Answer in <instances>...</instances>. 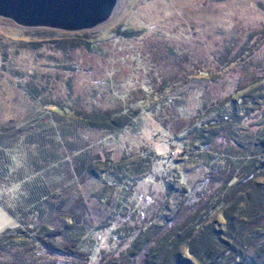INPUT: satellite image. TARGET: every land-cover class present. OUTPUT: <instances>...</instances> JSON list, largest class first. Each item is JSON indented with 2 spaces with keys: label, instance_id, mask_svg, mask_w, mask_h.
<instances>
[{
  "label": "rangeland",
  "instance_id": "374dc122",
  "mask_svg": "<svg viewBox=\"0 0 264 264\" xmlns=\"http://www.w3.org/2000/svg\"><path fill=\"white\" fill-rule=\"evenodd\" d=\"M73 34H88L105 48L101 53H83L81 49L61 56L59 52L63 50L58 45L65 40L72 44ZM113 36L115 39H111ZM213 54L223 57L222 63L217 64ZM139 60H143L140 61L143 73L137 70ZM148 63L159 67L161 84H154L157 93L140 89L145 78L141 75ZM181 66L189 69L181 73ZM200 70H208V76L200 74ZM36 73L44 74L43 84L49 83L45 75L50 82L56 78L59 89L48 94L40 90L37 101L30 103L27 93L32 85L25 86L28 91H21L23 82L16 83L15 79ZM99 80L113 81L117 97L124 101L122 105L130 112L136 111L137 118L123 132L110 137L105 133H90L82 136L83 143H89L91 155L97 161H106L108 155L120 168L143 158L150 165V174L140 172L137 176L134 171L130 174L120 169L119 186L107 189L99 177L84 183L77 180L68 163L52 169L44 173L52 194L42 202L39 226L53 232L64 231L67 219L74 216L71 208L83 201L87 213L79 217L85 237L83 247L86 251L93 249L88 236L96 234L99 247L103 252L107 250L102 256L115 257L123 249L112 251L108 236L95 232L112 217L120 216L123 221L126 212L122 204L131 192L129 201L142 221L150 219L158 225L173 216L185 193L198 190L207 182L211 155L200 149V141L191 133L192 121L170 118L162 107L164 99L178 98L177 103L196 120L200 115L199 98L203 97L207 106L210 102L215 104L204 109L207 115L203 119L212 120L218 113L209 112L215 107L226 115L236 113L237 98L233 95L236 91L244 90L241 94H246L264 89V0H120L108 22L80 33L25 29L0 18V122L13 120L17 127L26 128L44 117L55 122L73 119L53 105L67 106L75 98L86 99L87 92H92ZM156 104H161L165 113L150 115L148 109ZM79 105L76 102L77 110ZM258 124L259 121H254L250 126L258 130ZM4 127H0V132ZM9 141L8 136L0 137V177L6 176L5 169L7 173L10 167L14 168V163L11 165L9 159L6 163L1 154ZM8 180L0 179V235H12L19 224L8 213L12 207L8 189L13 188ZM121 220L117 223L121 232L125 226H133L127 221L122 224ZM4 252L0 253V264L12 256ZM92 259L91 264H103L94 254Z\"/></svg>",
  "mask_w": 264,
  "mask_h": 264
},
{
  "label": "trees",
  "instance_id": "16d2710c",
  "mask_svg": "<svg viewBox=\"0 0 264 264\" xmlns=\"http://www.w3.org/2000/svg\"><path fill=\"white\" fill-rule=\"evenodd\" d=\"M70 38H74L72 44L65 40L58 45V49L63 50L59 52L61 56H67L73 50L101 53L100 50L105 48L88 34H73ZM177 56L180 57L181 53ZM213 57L217 64L222 63L223 57L216 54ZM140 61L143 60H139V68L136 67L139 73H143ZM195 64L194 68L197 67ZM146 66L141 75L145 78L140 89L145 93H155L154 84H161L159 67L150 63ZM188 69L181 66L179 70L184 73ZM207 71L200 70L199 73L208 76ZM43 75L36 73L23 79L14 78L16 83L23 82L21 91H28L25 86L32 85L27 93L30 103L37 101L40 90L48 94L59 89L56 78L50 82L45 75L49 83L43 84ZM116 92L113 81L99 80L94 90L87 92L86 99L76 101L75 98L67 106L61 103L53 105L73 119L55 122L44 117L26 128L17 127L13 120L0 122V127L5 126L0 137L8 136L10 140L1 154L6 163L8 159L11 165L14 163V168L10 167L7 173L4 168L6 176L0 179L8 178L10 186H13L8 189L12 205L8 213L19 221L11 236L0 235V253L4 250L6 255L12 254L3 264H70L66 260H74V264H91L93 254L103 264H264V89L261 88L246 94L236 91L233 94L237 98L236 113L226 115L215 107L209 112L212 115L218 113L212 120L203 119L207 115L204 109L215 104L210 102L207 106L203 97L199 98L197 121L186 114L177 103L178 98L164 99L162 107L166 108L170 118L192 121L191 133L200 141V149L211 155L207 164V185L202 184L198 189L202 194L196 189L184 192L173 216L158 225L150 219L142 221L130 202L131 192L122 204L126 212L123 221L120 216L112 217L95 232L108 236L112 241V251L123 249L118 256L103 257L107 250L103 252L104 249L99 247L96 234L88 236L94 248L86 251L83 247L85 237L79 219L83 213L87 216L83 201L79 205L76 202L71 208L74 216L67 219L64 231L53 232L46 226H39L42 202L52 194L44 173L52 169L68 163L77 180L84 183L99 177L107 189L119 186L117 173L120 169L130 174L132 171L136 175L140 172L146 176L150 174V165L143 162V158L120 168L108 155L106 161H97L91 155L89 143H83L82 136L90 133H105L110 137L123 132L137 118V112H130L122 105L124 101L117 97ZM76 102L80 103L78 110ZM232 103L230 99L229 105ZM160 105L148 109L149 114L165 113ZM254 121H259L258 130L250 126ZM7 132L12 133L7 135ZM127 188L129 190L130 187ZM119 220L133 226H125L121 232L117 226Z\"/></svg>",
  "mask_w": 264,
  "mask_h": 264
},
{
  "label": "water",
  "instance_id": "95a60500",
  "mask_svg": "<svg viewBox=\"0 0 264 264\" xmlns=\"http://www.w3.org/2000/svg\"><path fill=\"white\" fill-rule=\"evenodd\" d=\"M120 0H0V18L25 29L92 31L110 20Z\"/></svg>",
  "mask_w": 264,
  "mask_h": 264
}]
</instances>
